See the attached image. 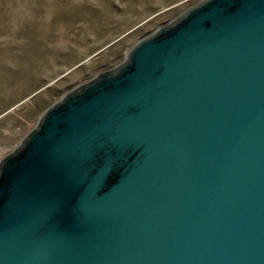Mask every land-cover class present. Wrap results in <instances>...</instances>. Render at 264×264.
Segmentation results:
<instances>
[{"label":"water","instance_id":"1","mask_svg":"<svg viewBox=\"0 0 264 264\" xmlns=\"http://www.w3.org/2000/svg\"><path fill=\"white\" fill-rule=\"evenodd\" d=\"M0 264H264V0H200L48 106L0 160Z\"/></svg>","mask_w":264,"mask_h":264},{"label":"rangeland","instance_id":"2","mask_svg":"<svg viewBox=\"0 0 264 264\" xmlns=\"http://www.w3.org/2000/svg\"><path fill=\"white\" fill-rule=\"evenodd\" d=\"M200 0H0V160L48 106Z\"/></svg>","mask_w":264,"mask_h":264}]
</instances>
